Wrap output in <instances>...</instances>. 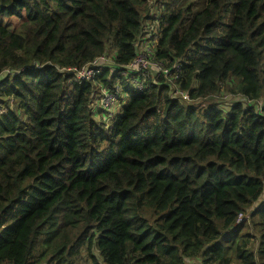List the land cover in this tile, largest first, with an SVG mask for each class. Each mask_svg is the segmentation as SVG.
Here are the masks:
<instances>
[{"label":"trees","instance_id":"1","mask_svg":"<svg viewBox=\"0 0 264 264\" xmlns=\"http://www.w3.org/2000/svg\"><path fill=\"white\" fill-rule=\"evenodd\" d=\"M189 1L0 0V264H264V0Z\"/></svg>","mask_w":264,"mask_h":264},{"label":"built area","instance_id":"2","mask_svg":"<svg viewBox=\"0 0 264 264\" xmlns=\"http://www.w3.org/2000/svg\"><path fill=\"white\" fill-rule=\"evenodd\" d=\"M157 43V30L144 32L143 37L139 40L137 45V56L133 61L132 65L129 66L137 71V74H141L145 78L148 77L149 73L155 76L157 73H162L169 81L173 83L177 77V74L172 73L161 67L154 69L155 63V46ZM114 56L104 55L100 58H97L92 63L86 65L82 69H71L66 73L69 75H74L75 80L78 84L83 83L84 81H94L95 77L100 75L104 69H110L113 73L117 72V66L114 65ZM113 63V65H111ZM6 74H12L10 70L5 71ZM4 74L0 75V81L3 79ZM138 87L142 86V81L140 80L137 83ZM100 90L96 95V100L94 102V108L96 110H101L112 114L120 103V89L116 87L115 91H107L102 86H99ZM176 94H180L184 99H188V94L178 91ZM262 104L260 103L257 108V114H263ZM245 217L240 215L236 223L237 226L241 225Z\"/></svg>","mask_w":264,"mask_h":264},{"label":"rangeland","instance_id":"3","mask_svg":"<svg viewBox=\"0 0 264 264\" xmlns=\"http://www.w3.org/2000/svg\"><path fill=\"white\" fill-rule=\"evenodd\" d=\"M197 1H199V0H190L189 2H197ZM195 8H196V7H195ZM154 12H155V10H154ZM3 21H4V23H5V22H10L11 25H9V27H10L11 29H14V28L16 27V25H17V20H16V19H8V18H5ZM111 65H113V63H111ZM148 78H153V79H154V76L151 74V72L149 73ZM135 82H136V83H139V82H140V78H139V77H136ZM224 94H225V93H224ZM224 94H222V95H220V96H223ZM127 98H128V95H127V94L124 95V97H123L124 104H125ZM223 100H225V98H223V97H222V99H220V97H217V98L215 99V101H218V102H221V103H225V102H223ZM260 103H261L262 105H264V101H261ZM119 104H120V103H119ZM226 106H227V104H222V107H223V108H227ZM121 107H122V106L119 105V108H121ZM117 113H118V112H117ZM103 117H105V115H104ZM261 203H262V201L260 202V204H261ZM95 254H96V253H95ZM85 259H86V257H84V258L81 260L80 264H89V263H87V262L85 261ZM198 262H199V261H198ZM198 262H197V263H198ZM199 263H200V262H199Z\"/></svg>","mask_w":264,"mask_h":264}]
</instances>
